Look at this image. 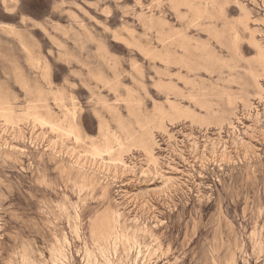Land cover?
<instances>
[{"label": "rangeland", "instance_id": "obj_1", "mask_svg": "<svg viewBox=\"0 0 264 264\" xmlns=\"http://www.w3.org/2000/svg\"><path fill=\"white\" fill-rule=\"evenodd\" d=\"M0 264H264V0H0Z\"/></svg>", "mask_w": 264, "mask_h": 264}, {"label": "bare ground", "instance_id": "obj_2", "mask_svg": "<svg viewBox=\"0 0 264 264\" xmlns=\"http://www.w3.org/2000/svg\"><path fill=\"white\" fill-rule=\"evenodd\" d=\"M236 3V2H235ZM234 3V4H235ZM247 20V19H246ZM258 23V22H257ZM261 23V22H260ZM12 31V30H11ZM234 39H236L237 40V38H234ZM236 43V42H235ZM235 43H233V44H235ZM138 49V48H137ZM236 52H237V50H236ZM32 59V58H31ZM32 62H33V59H32ZM38 65V64H37ZM35 68V67H34ZM251 74H253V73H251ZM253 77H254V79L255 78H257V77H259V76H257L256 77V75L255 74H253L252 75ZM255 81V80H254ZM257 82V81H256ZM262 91H263V89H262ZM60 96V95H59ZM56 103V102H55ZM59 103V102H58ZM63 106V105H62ZM4 111H3V116L6 118V120L5 121H9V120H7V118H9L10 117V115L12 114V108L8 105V104H4L2 107H1ZM64 109H65V107H63ZM77 108V107H76ZM28 112H26V114L27 115H32V117H33V120H35V121H38V122H40V123H47V124H49V126H50V128L51 129H58V130H60V131H63V132H67V133H72L73 134V136H74V138H75V140L76 139H78L79 138V134H77V133H75L74 132V127L71 125H69V126H67V125H62V124H60V123H57L56 121H50V120H48L46 117H44V115H42L41 113H39V111L37 110V106H28ZM67 109V108H66ZM68 111V110H67ZM70 113H72V112H70ZM69 114V113H68ZM76 114V113H75ZM74 115V114H73ZM75 116V115H74ZM69 117V116H68ZM72 120V119H71ZM70 121V120H69ZM76 122V121H75ZM241 122V121H240ZM71 123H73V120L71 121ZM75 124V123H74ZM76 126V125H75ZM15 127V126H14ZM50 130V129H49ZM102 133V132H101ZM21 136V135H20ZM95 151V153H97L98 152V149H95L94 150ZM94 158V157H93ZM154 158V157H153ZM115 162V161H114ZM121 162V161H120ZM123 162V161H122ZM158 162V161H157ZM124 165V164H123Z\"/></svg>", "mask_w": 264, "mask_h": 264}]
</instances>
